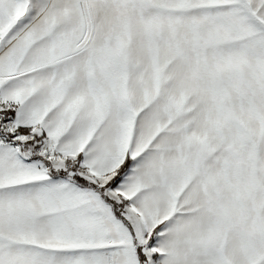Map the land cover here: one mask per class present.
Here are the masks:
<instances>
[{
	"label": "snow or ice",
	"instance_id": "1",
	"mask_svg": "<svg viewBox=\"0 0 264 264\" xmlns=\"http://www.w3.org/2000/svg\"><path fill=\"white\" fill-rule=\"evenodd\" d=\"M0 264H264V0H0Z\"/></svg>",
	"mask_w": 264,
	"mask_h": 264
}]
</instances>
